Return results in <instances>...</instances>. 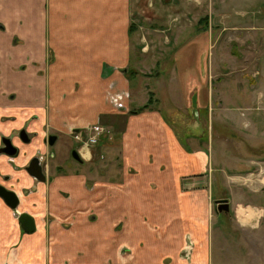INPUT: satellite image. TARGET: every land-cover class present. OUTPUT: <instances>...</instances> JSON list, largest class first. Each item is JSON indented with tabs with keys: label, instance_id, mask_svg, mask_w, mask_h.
Listing matches in <instances>:
<instances>
[{
	"label": "crops",
	"instance_id": "crops-1",
	"mask_svg": "<svg viewBox=\"0 0 264 264\" xmlns=\"http://www.w3.org/2000/svg\"><path fill=\"white\" fill-rule=\"evenodd\" d=\"M221 1L177 0L186 17L188 9H216ZM137 2L0 0V145L11 136L20 151L0 153V181L18 194L19 213L35 223L26 233L18 220L12 239L13 209L0 197V264H208L213 218L229 215L240 228L259 226L264 158L240 157L238 169L222 166L219 178L207 143L196 131L173 129L159 106L126 109L127 115L110 107L107 88L129 87L123 77ZM223 15L218 18L231 19ZM32 104L54 108L46 119L59 135L66 126L82 131L108 115L122 117L117 143L100 151L108 164L120 165V178L47 176V165L45 181L30 176L25 167L36 150L30 140L21 144L18 132ZM75 143L76 163H91L94 148ZM219 200H226L228 212L217 210Z\"/></svg>",
	"mask_w": 264,
	"mask_h": 264
},
{
	"label": "rangeland",
	"instance_id": "rangeland-1",
	"mask_svg": "<svg viewBox=\"0 0 264 264\" xmlns=\"http://www.w3.org/2000/svg\"><path fill=\"white\" fill-rule=\"evenodd\" d=\"M135 4L134 22L129 25L128 71L123 77L129 87L107 88L110 107L115 109L113 95L125 92L126 108L121 111L127 115L126 109L140 108L151 94V106L161 108L173 129L196 131L197 139L207 143L208 154L219 167L218 177L222 166L238 169L240 157L264 158V0L221 1L216 9H188L187 17L177 0H138ZM227 13L230 20L218 18ZM27 107V124L22 129L27 131L31 115L39 114L29 139L34 156L42 157L48 166L47 176L53 171L87 173L112 181L120 178V165L108 164L107 153L101 156L100 151L101 145L110 149L116 141L115 133L125 125L122 117L108 115L82 131L66 126L67 133L59 135L46 119L49 112L56 113L52 106ZM106 125L108 129L103 130ZM49 133L59 136L52 147L41 140ZM92 137L96 140L90 142ZM76 141L94 148L96 157L91 163L79 166L71 157ZM260 198L264 204V192ZM20 210L11 212L12 239L20 227ZM209 226L213 228L206 250L210 264H264V216L255 228H240L229 215L213 218Z\"/></svg>",
	"mask_w": 264,
	"mask_h": 264
},
{
	"label": "water",
	"instance_id": "water-1",
	"mask_svg": "<svg viewBox=\"0 0 264 264\" xmlns=\"http://www.w3.org/2000/svg\"><path fill=\"white\" fill-rule=\"evenodd\" d=\"M19 137L23 142H29V138L27 133L24 129L20 130ZM56 136L50 135L49 136V144H53ZM4 146L1 147L0 153H6L9 156H14L18 152V147L14 146L12 142V138L10 137H3ZM73 157L78 159V156L75 152H73ZM28 174L34 177L38 181H45L46 176L42 169L41 162L37 156H34L30 161L28 166L25 168ZM0 197L4 200V202L13 210H16L19 206L20 199L18 194L12 190L7 188L5 185L0 183ZM217 210L221 212H228L229 206L226 200H219L217 202ZM18 220L20 221L21 227L24 232L31 233L35 230V223L34 219L31 215L26 212H22L17 214Z\"/></svg>",
	"mask_w": 264,
	"mask_h": 264
},
{
	"label": "flooded vegetation",
	"instance_id": "flooded-vegetation-1",
	"mask_svg": "<svg viewBox=\"0 0 264 264\" xmlns=\"http://www.w3.org/2000/svg\"><path fill=\"white\" fill-rule=\"evenodd\" d=\"M25 130V129H24ZM25 132H26V130H25ZM27 133V132H26ZM19 135V134H18ZM50 135H53V134H47V137L45 138V144L47 145V146H49V147H52L53 146V144H54V142H55V140H56V138H55V140L53 141V144H49V136ZM27 136H28V134H27ZM53 136H55V135H53ZM4 137H7V136H4ZM8 137H10V138H12L11 136H8ZM28 138H29V136H28ZM30 140V139H29ZM22 141V140H21ZM12 142H13V139H12ZM23 142V141H22ZM81 142V144H87V142H84V141H80ZM23 143H25V142H23ZM26 143H28V142H26ZM13 144H14V142H13ZM4 146V142H3V138H2V144L0 145V149H1V147H3ZM14 146H16L15 144H14ZM17 147V146H16ZM19 148H18V152H17V154H19ZM73 152H75L76 154H77V156H78V159L79 160H81L80 159V156H79V154H78V152H77V149H72L71 151H70V154H71V157L74 159V160H77V159H75V157H73ZM2 153V152H1ZM34 156H32L29 160H28V162H27V164H26V167L28 166V164H29V161L33 158ZM38 158H39V160H40V162H41V166H42V169H43V167H44V164H43V162L41 161V158L39 157V156H37ZM79 160H77V161H79ZM25 167V168H26ZM44 171V170H43ZM0 183L1 184H3V182H1L0 181ZM3 185H5V184H3ZM6 186V185H5ZM7 187V186H6ZM7 188H9V189H11L10 187H7ZM13 190V189H12Z\"/></svg>",
	"mask_w": 264,
	"mask_h": 264
},
{
	"label": "built area",
	"instance_id": "built-area-1",
	"mask_svg": "<svg viewBox=\"0 0 264 264\" xmlns=\"http://www.w3.org/2000/svg\"><path fill=\"white\" fill-rule=\"evenodd\" d=\"M127 98H128V94L125 92H120L118 94L113 95L112 102H113L114 108L119 109V110L126 108L125 99ZM95 140L96 138H93V137L89 139L90 142H93Z\"/></svg>",
	"mask_w": 264,
	"mask_h": 264
},
{
	"label": "trees",
	"instance_id": "trees-1",
	"mask_svg": "<svg viewBox=\"0 0 264 264\" xmlns=\"http://www.w3.org/2000/svg\"><path fill=\"white\" fill-rule=\"evenodd\" d=\"M131 26H132V24H131ZM152 101L153 100H152V97H151V94H150L149 98H148L147 102H145V104H143L140 108L129 110L128 113L132 114V113H136V112L142 111L144 109H147V108H149L151 106Z\"/></svg>",
	"mask_w": 264,
	"mask_h": 264
}]
</instances>
